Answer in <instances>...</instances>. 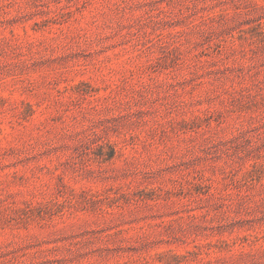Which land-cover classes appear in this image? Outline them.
<instances>
[{
    "label": "rangeland",
    "instance_id": "rangeland-1",
    "mask_svg": "<svg viewBox=\"0 0 264 264\" xmlns=\"http://www.w3.org/2000/svg\"><path fill=\"white\" fill-rule=\"evenodd\" d=\"M0 264H264V0H0Z\"/></svg>",
    "mask_w": 264,
    "mask_h": 264
}]
</instances>
